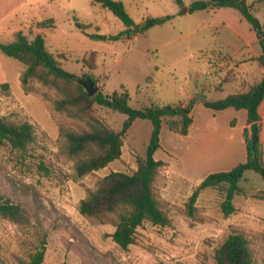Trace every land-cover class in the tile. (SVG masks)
Wrapping results in <instances>:
<instances>
[{"label": "rangeland", "instance_id": "obj_1", "mask_svg": "<svg viewBox=\"0 0 264 264\" xmlns=\"http://www.w3.org/2000/svg\"><path fill=\"white\" fill-rule=\"evenodd\" d=\"M120 1L140 24L130 37L114 40L125 29L123 22L91 0L46 5L38 21L52 18L55 27L37 29L29 22L24 31L30 39L41 33L63 68L78 78L93 76L104 93L128 89L130 104L137 108L188 102L194 97V104L204 97L218 100L239 91L242 78L261 80L264 68L253 58L262 49L256 32L238 10L225 7L183 14L175 0ZM192 1L184 3L188 6ZM248 2L264 23V0ZM165 15L174 17L140 32L145 19ZM76 21L90 27L83 30ZM0 59L4 63L0 79L10 84L0 88V117L29 121L35 128V140L25 151L0 144V193L20 203L29 216L23 224L0 216V264H23L44 239L47 250L42 264H215L217 248L233 232L247 237L254 264H264V181L256 172L248 171L242 181L231 215L222 211L223 194L212 188L201 191L190 212L189 198L205 179L190 173L204 157L199 152L203 134L196 129L192 137L178 135L170 140L166 136L170 130L165 128L164 148L155 154L170 162L174 172L169 177L162 166L153 185L170 223L145 222L137 228L135 242L121 248L110 235L116 228V215L86 217L79 204L110 172L137 170L139 160L146 156L152 122L136 119L124 136L121 157L78 178L60 132L61 128L83 130L85 124L55 109L54 101L60 98L57 89L36 79L23 87L18 77L23 65L2 52ZM199 113L195 111L196 122ZM94 114L116 130L127 118L98 105ZM169 149H176V155ZM181 177L188 183L180 181Z\"/></svg>", "mask_w": 264, "mask_h": 264}, {"label": "trees", "instance_id": "obj_2", "mask_svg": "<svg viewBox=\"0 0 264 264\" xmlns=\"http://www.w3.org/2000/svg\"><path fill=\"white\" fill-rule=\"evenodd\" d=\"M111 11L124 24L125 29L114 40L130 37L136 26L135 20L128 13L120 0H91ZM181 7V13H194L199 10L230 7L238 10L256 32L262 52L253 58L264 68V23L254 14L248 0H194L188 6L184 0H175ZM174 15L148 17L141 24V31L163 25ZM81 29L89 28L76 21ZM37 29L55 27L52 18L35 23ZM0 51L8 57L19 61L24 71L21 83L27 88L32 80H39L51 86L60 94L54 101L56 110L68 117L85 124L86 129L74 130L61 128L64 139L65 153L74 160L76 176L81 178L89 173L108 166L122 155L124 136L136 119H149L152 122V133L147 145L146 156L139 160L138 168L133 173L112 171L99 180L95 189L90 190L80 201L79 211L86 217L103 219L111 214L116 215L115 230L111 235L113 241L121 248L127 249L135 242L137 228L145 222L166 226L169 217L162 209L157 199L153 185L159 169L165 165L155 158L156 151L161 147V131L166 126L170 131L187 135L193 122L191 114L196 98L188 104L182 103H152L140 108L130 104L131 95L128 89L104 93L101 89L90 96L78 82V76L63 68L55 55L48 50L46 40L41 33L32 39L23 31L14 34L12 42H0ZM231 57V55H229ZM83 77L97 85L91 75ZM233 79V77L231 78ZM8 82L0 83V88H9ZM220 87V86H219ZM264 100V75L255 83L245 80L236 93L218 100H206L204 105L214 110L226 108L246 109L248 118L244 129V138L248 149L245 162L228 171L211 173L194 189L187 203L190 212L195 210L197 199L206 188L217 189L223 194L221 208L226 216L231 215L236 206L234 198L241 193V183L247 178L248 171H254L264 181V150L260 139L251 148L250 126L261 125L262 117L259 107ZM95 105L119 111L127 115L121 129L107 126L94 114ZM260 129V128H259ZM258 129V132H259ZM35 140V128L29 121L13 122L0 117V144H9L13 149L25 151ZM264 199V191L261 194ZM0 216L16 223L29 221L26 209L10 198L0 193ZM47 250L46 239L31 253L23 264H42ZM215 264H254L252 249L247 237L241 233H230L215 252Z\"/></svg>", "mask_w": 264, "mask_h": 264}, {"label": "crops", "instance_id": "obj_3", "mask_svg": "<svg viewBox=\"0 0 264 264\" xmlns=\"http://www.w3.org/2000/svg\"><path fill=\"white\" fill-rule=\"evenodd\" d=\"M62 1L64 5L72 4V0H0V42L6 43V40L14 37L17 31L25 32L24 25L29 22L31 23L30 27L34 26L35 22L38 21L40 10L46 5ZM2 70H4V63L0 59V71ZM21 73V70L18 71L19 79L21 78ZM242 79H245L246 82L249 83H255L250 82L247 78ZM0 83H3L2 79H0ZM188 102L181 103L186 105ZM200 104L196 103L193 105L191 112L193 115V122L190 126L189 133L183 136L192 137V133L195 129L197 133L203 134V139H201L203 145L200 147L199 152L204 153V157L201 158L202 160L198 159L197 164L194 165L193 168H190V173L195 177L201 176L205 178L211 173L228 171L247 160L248 149L244 138V129L247 125L248 114L246 109L230 107L224 110H214L205 106L204 102ZM196 110L200 112L197 122L195 117ZM259 112L262 121L258 136L263 144L264 150V100L259 107ZM165 128L167 129V127L164 126L161 131V147L159 149L164 148L163 131ZM178 135L180 134L170 131L166 136L170 140H175L178 138ZM169 150L173 156L174 154L176 155V149ZM157 151L155 154H157ZM157 160L163 161V159ZM163 162L165 163V161ZM165 164H169L167 166L164 165V167L168 176L171 177V173H174L171 163ZM180 181L188 183L182 177Z\"/></svg>", "mask_w": 264, "mask_h": 264}, {"label": "water", "instance_id": "obj_4", "mask_svg": "<svg viewBox=\"0 0 264 264\" xmlns=\"http://www.w3.org/2000/svg\"><path fill=\"white\" fill-rule=\"evenodd\" d=\"M140 29V24H136L135 28L133 29V32H138ZM78 82L80 85L83 86V88L87 91V93L90 95V96H94L98 90H99V87L94 83L92 82L90 79L88 78H85V77H80L78 78ZM202 102H205L207 99L206 97L202 98L201 99ZM258 129H259V125L258 123H254L250 126V131H251V148L254 149L255 148V145L258 141Z\"/></svg>", "mask_w": 264, "mask_h": 264}]
</instances>
